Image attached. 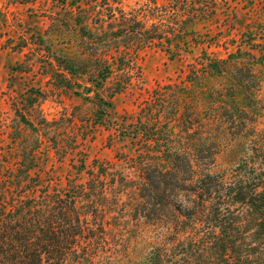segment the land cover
Instances as JSON below:
<instances>
[{
	"label": "trees",
	"instance_id": "trees-1",
	"mask_svg": "<svg viewBox=\"0 0 264 264\" xmlns=\"http://www.w3.org/2000/svg\"><path fill=\"white\" fill-rule=\"evenodd\" d=\"M207 1L148 0L126 11L118 0H74L69 25L82 57L64 56L65 69L86 76L90 91L109 82L111 99L138 77V52L155 48L182 59L205 43L196 26L209 16ZM201 60L181 84L187 94L170 95L178 133L158 120L116 128L136 147L122 158L132 170L126 174L98 160L87 165L82 155L72 164L75 176L57 184L42 170L41 136L63 160L72 150L50 131L68 120L17 116L36 137L29 145L15 132L14 164L0 158V264H113L128 248L129 219L166 234L132 264H264V132L256 128L261 81L254 70L264 69V53L240 47L227 58ZM163 93L157 88L150 98L157 102ZM95 94L98 121L109 104ZM187 97L210 107L231 139H253L229 169L216 166L217 142L192 130L190 114L180 112Z\"/></svg>",
	"mask_w": 264,
	"mask_h": 264
},
{
	"label": "rangeland",
	"instance_id": "rangeland-1",
	"mask_svg": "<svg viewBox=\"0 0 264 264\" xmlns=\"http://www.w3.org/2000/svg\"><path fill=\"white\" fill-rule=\"evenodd\" d=\"M66 2L64 8L62 4ZM73 2L0 0V158L5 156L3 160L9 162L6 164H14L15 159L9 154L16 144L12 141L15 132L20 131V138H27V143L33 145L36 134L16 123L19 114L34 123L39 118L50 123L66 118L68 121L60 122L50 131V136L59 134V146L72 150L63 160H57L49 137L41 136V167L57 184L65 185L66 178L75 176L72 164H78L82 155L87 165L98 160L109 167L114 165L125 174L131 172L123 159L134 155L136 147L129 138L119 136L118 126L125 127L138 120H158L160 126L169 122L167 129L178 133V123L170 114L174 105L172 92L187 94L181 84L186 82L193 66H200L203 56L227 58L228 53H235L240 47L257 56L264 53V0H208L209 16L196 26L205 43L183 54L182 59L170 58L155 48L138 52L134 58L138 77L124 92L109 99V82L90 91L92 84L86 76L71 74L65 69L64 56L82 57L69 25L76 14ZM118 2L126 11L149 3L148 0ZM52 20L57 26H52ZM254 70L261 81V89L256 93L261 117L256 128L264 132V69L257 65ZM157 88L165 94L153 102L150 96ZM96 91L109 104L98 121ZM187 98L182 100L180 112L190 114L192 130L210 142H217L220 151L215 158L216 166L229 169L240 160L244 147L253 139H231L226 125L213 120L210 107L194 104L195 101ZM127 230L131 232L127 235L130 237L128 248L121 249L122 256L113 264H132L166 236L162 229L152 228L143 221L134 223L129 219ZM116 240L121 243L124 239L119 236Z\"/></svg>",
	"mask_w": 264,
	"mask_h": 264
}]
</instances>
